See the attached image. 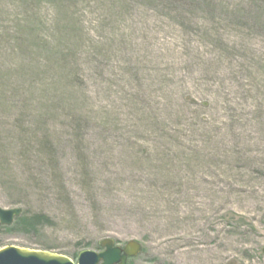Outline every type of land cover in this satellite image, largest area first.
Returning a JSON list of instances; mask_svg holds the SVG:
<instances>
[{
  "label": "rangeland",
  "instance_id": "rangeland-1",
  "mask_svg": "<svg viewBox=\"0 0 264 264\" xmlns=\"http://www.w3.org/2000/svg\"><path fill=\"white\" fill-rule=\"evenodd\" d=\"M0 249L264 264V0H0Z\"/></svg>",
  "mask_w": 264,
  "mask_h": 264
},
{
  "label": "water",
  "instance_id": "water-1",
  "mask_svg": "<svg viewBox=\"0 0 264 264\" xmlns=\"http://www.w3.org/2000/svg\"><path fill=\"white\" fill-rule=\"evenodd\" d=\"M22 214L21 208L4 209L0 207V226H10ZM102 251L84 250L77 261L66 255L48 250L6 246L0 249V264H128V259L140 253L139 241L130 240L123 247L112 238L101 240ZM264 253V248H263Z\"/></svg>",
  "mask_w": 264,
  "mask_h": 264
},
{
  "label": "trees",
  "instance_id": "trees-1",
  "mask_svg": "<svg viewBox=\"0 0 264 264\" xmlns=\"http://www.w3.org/2000/svg\"><path fill=\"white\" fill-rule=\"evenodd\" d=\"M14 222H17V225H32L34 226L33 219L31 218H26V217H18Z\"/></svg>",
  "mask_w": 264,
  "mask_h": 264
}]
</instances>
